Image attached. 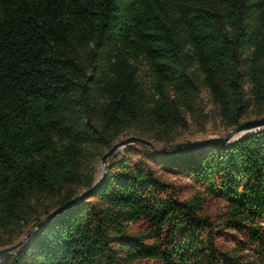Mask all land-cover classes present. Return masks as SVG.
<instances>
[{
    "label": "trees",
    "instance_id": "obj_1",
    "mask_svg": "<svg viewBox=\"0 0 264 264\" xmlns=\"http://www.w3.org/2000/svg\"><path fill=\"white\" fill-rule=\"evenodd\" d=\"M203 90L264 115V0H0V246L53 213L9 263L264 264V129L179 148Z\"/></svg>",
    "mask_w": 264,
    "mask_h": 264
},
{
    "label": "rangeland",
    "instance_id": "obj_2",
    "mask_svg": "<svg viewBox=\"0 0 264 264\" xmlns=\"http://www.w3.org/2000/svg\"><path fill=\"white\" fill-rule=\"evenodd\" d=\"M202 103L205 108L206 112V117L203 120V123L200 124L199 122L195 121L192 117L189 116V125L186 129L179 131L177 134V142H185L187 140H198V139H204V138H209V137H216V136H225L229 129L226 127L221 120V117L219 116L217 109L215 105L212 103L210 96L206 90H203L202 95ZM264 116V115H262ZM257 117L261 116H255L253 112H249L243 119L242 122L251 120ZM131 135H136L132 132H128L123 134L120 139L129 137ZM144 144H138V147H142ZM157 147H162L163 143H155ZM123 151L120 150L118 152ZM117 152V153H118ZM111 160V159H110ZM103 172V165L101 160L97 163V171L95 173V180H98ZM174 179V177H170ZM84 190V189H83ZM34 227L32 225L27 226L21 235H15L12 238V242H8L5 245L0 246V249H5L12 247L11 249H7L0 253V256H7L6 258L0 259V264H10V260L12 259V256L17 253L19 248L21 247V244L19 242L27 235L29 234ZM6 238H2L4 241Z\"/></svg>",
    "mask_w": 264,
    "mask_h": 264
},
{
    "label": "water",
    "instance_id": "obj_3",
    "mask_svg": "<svg viewBox=\"0 0 264 264\" xmlns=\"http://www.w3.org/2000/svg\"><path fill=\"white\" fill-rule=\"evenodd\" d=\"M264 129V116L257 117L251 120H247L244 122H241L240 124L231 127L228 131V133L225 136H216V137H209V138H204V139H198V140H187L185 142L178 143L177 146L179 148L183 149H192L195 147H201V146H207V145H226L230 142H233L245 134H252L255 132H258L260 130ZM136 143H142L150 148H152L156 152H165L166 148L164 147H157L153 141L150 139H147L145 137H141L138 135H131L126 138L119 139L116 141L109 149L105 151V153L101 157V162L103 165V172L101 177L95 181L93 186L89 188L88 190H85L84 192L81 193L79 197L84 196L87 192L93 190L96 188L103 180L106 174L107 170V164L109 160L120 150L124 149L128 145L131 144H136ZM77 198L76 200H78ZM74 202V201H73ZM53 213L49 214L46 216L44 219H42L34 229L27 234L20 242L19 244H22L30 235L33 231H35L39 226H41ZM12 247L5 248V249H0V253L7 249H11Z\"/></svg>",
    "mask_w": 264,
    "mask_h": 264
}]
</instances>
